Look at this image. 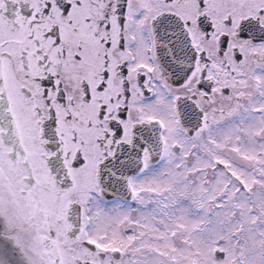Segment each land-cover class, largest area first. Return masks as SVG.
<instances>
[{
  "label": "snow or ice",
  "instance_id": "1",
  "mask_svg": "<svg viewBox=\"0 0 264 264\" xmlns=\"http://www.w3.org/2000/svg\"><path fill=\"white\" fill-rule=\"evenodd\" d=\"M0 264H264V0H0Z\"/></svg>",
  "mask_w": 264,
  "mask_h": 264
}]
</instances>
